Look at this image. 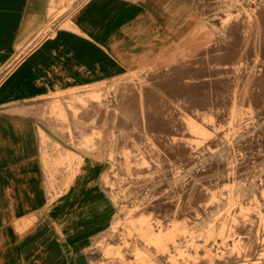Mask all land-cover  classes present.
<instances>
[{"label": "rangeland", "instance_id": "1", "mask_svg": "<svg viewBox=\"0 0 264 264\" xmlns=\"http://www.w3.org/2000/svg\"><path fill=\"white\" fill-rule=\"evenodd\" d=\"M183 1L165 62L70 100L77 124L99 107L86 147L110 161L97 264H264V0Z\"/></svg>", "mask_w": 264, "mask_h": 264}, {"label": "crops", "instance_id": "2", "mask_svg": "<svg viewBox=\"0 0 264 264\" xmlns=\"http://www.w3.org/2000/svg\"><path fill=\"white\" fill-rule=\"evenodd\" d=\"M69 1L0 0V264H97L89 248L117 215L110 161L86 147L99 107L77 124L70 100L165 62L192 13L183 0H82L39 38Z\"/></svg>", "mask_w": 264, "mask_h": 264}]
</instances>
